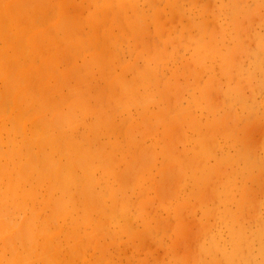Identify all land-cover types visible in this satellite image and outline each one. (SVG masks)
<instances>
[{
    "label": "rangeland",
    "instance_id": "374dc122",
    "mask_svg": "<svg viewBox=\"0 0 264 264\" xmlns=\"http://www.w3.org/2000/svg\"><path fill=\"white\" fill-rule=\"evenodd\" d=\"M0 131V264H264V0H0Z\"/></svg>",
    "mask_w": 264,
    "mask_h": 264
},
{
    "label": "bare ground",
    "instance_id": "6f19581e",
    "mask_svg": "<svg viewBox=\"0 0 264 264\" xmlns=\"http://www.w3.org/2000/svg\"><path fill=\"white\" fill-rule=\"evenodd\" d=\"M35 3H36V2H35ZM40 3H41V2H40ZM30 4H31V3H30ZM30 4H29V5H30ZM31 5H32V4H31ZM18 14H19V13H18ZM64 16H65V15H64ZM137 24H138V23H137ZM3 26H4V25H3ZM60 31H61V30H60ZM49 37H50V36H49ZM243 48H245V47H243ZM209 50H210V49H209ZM242 51H244V49H243ZM152 52H153V51H152ZM239 53H240V52H239ZM150 54H151V53H150ZM245 55H246V53H245ZM203 56L205 57V54H204ZM203 56H202V58H204ZM206 56H207V54H206ZM152 59H153V58H152ZM200 59H201V58H200ZM203 60H204V59H203ZM203 60H202V61H203ZM148 61H150V60H148ZM147 64H148V63H147ZM202 64H203V62H202ZM146 66H147V65H146ZM152 67H153V66H152ZM154 68H155V67H154ZM145 69H146V68H145ZM154 70H155V69H154ZM146 71H147V70H146ZM150 71H151V70H150ZM155 71H156V70H155ZM44 72H45V71H44ZM141 73H142V72H141ZM151 73H152V72H151ZM151 73H150V74H151ZM153 73H154V72H153ZM139 74H140V73H139ZM144 74H145V73H144ZM153 75H155V74H153ZM137 77H138V76H137ZM135 79H136V78H135ZM130 80H131V79H130ZM17 83H18V82H17ZM123 85H124V84H123ZM136 85H137V84H133L132 81H126V85H125V87L123 86V89H124L123 91L127 93L129 90L136 89V88H133V87H137V86H138V85H137V86H136ZM66 86H67V85H66ZM116 86H117V85H115V87H116ZM220 86H221V85H220ZM17 88H18V87H17ZM116 88L118 89V87H116ZM66 89H67V88H66ZM13 91H14V90H13ZM131 93H132V91H131ZM132 94H133V93H132ZM20 95H21V94H20ZM20 97H21V96H20ZM20 97H18V98L20 99ZM22 97H23V96H22ZM136 98H138V97H136ZM147 98H148V97H147ZM21 99H22V98H21ZM134 99H135V98H134ZM149 99H150V98H149ZM113 100H114V99H113ZM139 100H140V99H139ZM30 101H31V100H30ZM134 101H135V100H134ZM145 101H147V100H144V102H145ZM18 102H19V100H18ZM22 102H23V101H22ZM64 104H65V103H64ZM219 105H220V104H219ZM23 106H24V105H23ZM83 107H84V106H83ZM1 110H2V109H1ZM35 111H36V110H35ZM29 112H30V109H29ZM1 114H2V113H1ZM82 114H83V113H82ZM67 116H68V115H67ZM54 117H55V116H54ZM59 117H60V116H59ZM55 118H57V119H54V124H56L58 127H59V126L64 127V126H62V123H63V122L61 123V120L58 118V116H56ZM32 119H33V118H32ZM66 119H67V120H66ZM71 119H72V118H71ZM71 119H70V117L65 118V122H66V124H64V125H65V128H67V127H66L67 124H68V126H71V125L74 124V123H73V124L69 125L70 122H71ZM94 120H95V118H94ZM18 121H19V120H18ZM21 121H22V120H21ZM30 121H31V120H30ZM34 121H35V120H34ZM40 121H42V120L40 119ZM40 121H38V122L35 121V122H37L38 124H36V123L34 124V123L31 121V122L33 123L34 131H37V133H38V130H37V129H39V127H40V125H39V122H40ZM46 121H47V119H46ZM74 121H75V120H74ZM22 122H23V121H22ZM22 122H21V123H22ZM47 122L49 123V120H48ZM65 122H64V123H65ZM106 122H107V121H106ZM12 123H13V122H12ZM41 123H43V122H41ZM98 123H99V121H98ZM22 124H23V123H22ZM45 124H46V123H45ZM99 124H100V123H99ZM105 124H106V123H105ZM6 125H7V124H6ZM25 125H26V124H25ZM38 125H39V127H38ZM46 125H47V124H46ZM46 125H45V126H46ZM12 126H13V125H12ZM50 126H52V125L50 124ZM54 126H55V125H54ZM3 127H4V125H3ZM20 127H21V125H20ZM20 127H19V131H20ZM41 127H42V126H41ZM71 127H73V126H71ZM47 128H48V127H47ZM9 129H10V128H9ZM41 129H42V128H41ZM61 129H62V128H61ZM63 129H64V128H63ZM71 129H72V128H71ZM2 130H3V129H2ZM11 130H12L11 133H13V127L11 128ZM53 130H54V129H53ZM67 130H69V128H68ZM54 131H55V130H54ZM60 131H61V130H60ZM62 131H65V130H62ZM69 131H70V130H69ZM0 132H2V131H0ZM9 132H10V131H9ZM39 132H40V129H39ZM44 132H45V130H44ZM55 132H56V131H55ZM57 133H58V132H57ZM16 134H17V133H16ZM16 134H15V135H16ZM27 134H28V133H27ZM46 134H48V132H47ZM59 134H60V133H59ZM2 135H3V134H2ZM8 135H9V134H8ZM11 135H12V134H11ZM57 135H58V134H57ZM58 137H59V136H58ZM9 138H10V137H9ZM37 138H38V137H37ZM42 138H43V137H42ZM65 138H66V137H65ZM77 138H78V137H77ZM5 139H6V138H5ZM12 139H13V136H12ZM57 139H58V138H57ZM8 140H9V139H8ZM10 140H11V139H10ZM13 140H14V139H13ZM13 140H12V141H13ZM38 140H39V139H38ZM80 140H81V139H80ZM93 140H94V139H93ZM14 141H15V140H14ZM95 141H96V140H95ZM8 142H9V141H8ZM55 142H56V141H55ZM73 142H74V141H73ZM85 142H86V141H85ZM29 143H30V142H29ZM71 143H72V142H71ZM79 143H80V142L78 141V144H79ZM96 143H97V142H96ZM7 144H8V143H7ZM39 144H40V142H39ZM78 144H77V145H78ZM94 144H95V143H94ZM10 145H11V144H10ZM17 145H18V144H17ZM77 145H75V147H76ZM7 146H8V145H7ZM96 146H97V145H96ZM33 147H34V145H33ZM33 147H32V148H33ZM75 147H74V148H75ZM47 148L50 149V147H47ZM77 148H79V147H76V148H75L76 151L78 150ZM105 148H106V147H105ZM105 148H104V149H105ZM10 149H11V148H10ZM44 149H45V147H44ZM64 149H65V148H64ZM80 149H82V147H80ZM94 149H95V148H94ZM100 149H101V148H100ZM50 150H51V149H50ZM83 150H84V148L82 149V152H83V155L85 156L84 152H87V151H86V150L83 151ZM30 151H31V150H30ZM44 151H45V150H44ZM47 151H48V150H47ZM76 151H74V152L76 153ZM10 152H11V151H10ZM25 152H26V151H25ZM95 152H96V151H95ZM95 152H94V153H95ZM97 152H99V151H97ZM112 152H113V151H112ZM44 153H45V152H44ZM99 153H100V152H99ZM99 153H98V154H99ZM34 154H35V153H34ZM41 154H42V153H41ZM96 154H97V153H96ZM96 154H95V155H96ZM91 155H93V153H92ZM69 156H70V155H69ZM80 156H82V155H80ZM86 156H87V154H86ZM93 156H94V155H93ZM93 156H92V157H93ZM58 157H59V156H58ZM82 157H83V156H82ZM92 157H91V158H92ZM94 157H95V156H94ZM68 158H70V157H68ZM78 158H79V157H78ZM83 158H84V157H83ZM88 158H90V157H86L85 159L89 160ZM91 158H90V159H91ZM99 159H100V158H99ZM109 159H110V158H109ZM91 160H92V159H91ZM83 161H84V160H83ZM89 161H90V160H89ZM99 161H100V160H99ZM48 162H49V161H48ZM55 162H56V161H55ZM66 162H67V161H66ZM77 162H78V161H77ZM77 162H76V163H77ZM84 162H85V161H84ZM86 162H87V161H86ZM91 162H92V161H91ZM49 163H50V162H49ZM53 164H54V163H52V165H53ZM70 164H71V162H70ZM91 164H92V163H91ZM95 164H97V162H96ZM95 164H93V165L91 166V167H93V168H91L90 166H88V168L90 167V168L88 169V170L90 171V173H91V171H92L94 168H96V166H98V165L101 164V163L99 162V164H97L96 166H94ZM87 165H89V163H88ZM35 166L37 167V165H35ZM47 166H48V164H47ZM47 166H45V167H47ZM62 166H63V165H62ZM65 166H66V163H65V165L63 166V168H62V170H61L60 177H61L62 182H63L65 185H66L67 183L70 182V186H69V188H70V187H71V180L68 179L69 181H67V175H68V172L71 173V170H68V171L65 170V169L69 168V167L66 168ZM70 168H71V167H70ZM79 168H80L81 171H84V165L81 163V160H80L79 163H78V169H79ZM45 169H46V168H45ZM60 169H61V168H60ZM90 169H91V170H90ZM96 170H97V169H96ZM65 171H66V172H65ZM73 171H74V170H73ZM22 172H23V171H22ZM84 172H85V171H84ZM84 172H83V173H84ZM66 173H67V175H66ZM94 174H95V173H94ZM94 174H93V176H94ZM170 174H171V173H170ZM25 176H26V175H25ZM55 176H56V175H55ZM83 176L85 177L84 174H83ZM86 176H87V175H86ZM91 176H92V175H91ZM180 176H181V175H180ZM68 177L70 178V176H68ZM113 177H114V175H113ZM129 177H130V175H129ZM129 177H128V178H129ZM19 178H20V177H19ZM71 178H72V176H71ZM73 178H74V176H73ZM130 178H131V177H130ZM130 178H129V179H130ZM91 179H92V178H91ZM74 180H75V178H74ZM72 181H73V180H72ZM129 181H131V180H129ZM129 181L127 182V184L129 183ZM92 183H94V181H92ZM92 183L89 185V193L91 194L90 199L92 200V201H90V204L93 203L94 200L97 201V198H96L97 194L94 195V194L92 193L93 190H94V188H95L94 185H92ZM54 184H55V185H54ZM54 184H53L54 186H51V187H50V190H51L52 187H53V188L56 187V185H58L59 183L57 184L56 182H54ZM73 184H75V181H74ZM74 186H75V185H74ZM126 186H127V185H126ZM126 186H125V187H126ZM59 187H60V186H59ZM57 188H58V187H57ZM61 188H62V187H61ZM64 188H65V186H64ZM64 188H63V189H64ZM71 188H72V187H71ZM73 188H74V187H73ZM50 190H49V191H50ZM60 190H61V189L57 190V191H59L58 193L61 194V195H59V196H63V195L65 194V190H61V192L64 191V192H62V193H60ZM70 190H71V189H70ZM86 190H87V189H86ZM51 192H52V191H51ZM51 192H50V193H51ZM69 192H70V191H69ZM171 192H175V191H171ZM68 194H69V193H68ZM68 194H65V195H68ZM71 194H72V193H71ZM170 194H171V193H170ZM174 194H176V192H175ZM40 195H41V194H40ZM49 195H50V194H49ZM56 196L59 198L58 195H56ZM93 196H95L96 199H95ZM69 197H71V195H70ZM100 197H101V196H100ZM58 198H57V199H58ZM58 200H59V199H58ZM58 200H56V202H58ZM64 200H66V199H64ZM70 200L72 201L71 198H70ZM68 201H69V200H67V201H65V202L63 201V202H64L63 205L67 204ZM71 201H70V202H71ZM121 201H122V200H121ZM128 201H129V200H128ZM72 202H73V201H72ZM72 202H71V204H72ZM54 203H55V200H54ZM48 204H49V203H48ZM56 204H57V203H56ZM56 204H55V205H56ZM60 204H61V203H60ZM71 204H70V205H71ZM95 204H96V203H95ZM125 204H126L127 207L129 206L127 203H125ZM125 204H124V205H125ZM193 204H194V203H193ZM91 205H92V204H91ZM91 205H90V207H91ZM59 206H60V205H59ZM59 206H58V204H57V206H55V207H59ZM93 206H94V205H93ZM62 208H63V207H62ZM101 208H102V207H101ZM55 209H57V208H55ZM102 209H103V208H102ZM105 209H106V208H105ZM115 209H116V208H115ZM65 210H66V209H65ZM65 210H64V212H65ZM124 210H125V209H124ZM125 211H127V210H125ZM66 214H67V213H66ZM124 214H125V216H126V213H124ZM89 215H90V214H89ZM116 216H117V215H116ZM250 218H252V217H250ZM125 219H126V218H125ZM127 219H128V218H127ZM4 221H5V220H4ZM15 221H16V220H15ZM15 221H14V222H15ZM8 222H9V221H8ZM8 222H7V224H8ZM127 222H128V221H127ZM9 223H10V222H9ZM34 224H35V223H34ZM259 224H260V223H259ZM2 225H3V224H2ZM13 225H14V224H13ZM7 227H8V225H7ZM25 227H27V226H25ZM5 228H6V227H4V229H3L2 231H0V232L3 233V232H5V231H7V230H6L7 228H6V229H5ZM33 228H34V227H32L31 230H32ZM25 230H27V228H26ZM32 231H33V230H32ZM26 232H27V231H26ZM18 235H19V234H18ZM2 236H3V235H2ZM5 236H6V235H5ZM30 236H31L30 238H32V234H31ZM49 237H50V236H49ZM7 239H8V237H7ZM7 241H9V239H8ZM70 241H71V240H70ZM242 243H243V242H242ZM30 244H31V242H30ZM42 244H43V242H42ZM230 244H231V243H230ZM19 245H20V244H19ZM12 246H13V245H12ZM28 246H29V245H28ZM226 246H227V245H226ZM241 246H242V245H241ZM231 248H232V247H231ZM232 249H233V248H232ZM234 249H236V248H234ZM1 250H2V249H1ZM52 250H53V249H52ZM242 250H244V249H242ZM17 252H18V251H17ZM17 252H16V254H17ZM13 254H14V253H13ZM13 254H12V255H13ZM236 254H237V253H236ZM8 255H9V254H8ZM14 255H15V254H14ZM237 255H238V254H237ZM250 255H251V254H250ZM225 256H226L227 258H233V257H234V254H233V253L231 254V252H230V253L227 254V255L225 254ZM12 258H13V256H12ZM49 258H50V257H49ZM46 259H47V258H46ZM49 260H50V259H49ZM241 260L244 261L245 264H253V261L250 260L249 255H247V254H246V256H244L243 258H241ZM44 261H45V260H44ZM47 261H48V260H47ZM4 262H5V261H4ZM25 263H26V262H25ZM51 263H52V262H51ZM5 264H6V262H5ZM10 264H11V263H10ZM46 264H47V263H46ZM52 264H53V263H52Z\"/></svg>",
    "mask_w": 264,
    "mask_h": 264
}]
</instances>
